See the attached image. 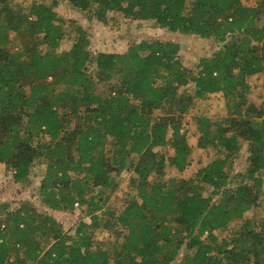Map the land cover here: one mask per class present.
Returning <instances> with one entry per match:
<instances>
[{"label": "trees", "instance_id": "1", "mask_svg": "<svg viewBox=\"0 0 264 264\" xmlns=\"http://www.w3.org/2000/svg\"><path fill=\"white\" fill-rule=\"evenodd\" d=\"M58 6L0 0V165L18 185L42 169L45 208L0 203V264H264V100L247 96L264 75V0L64 1L89 22L120 15L214 43L192 68L174 42L93 49ZM212 95L223 117L191 115ZM188 115L211 159L182 178Z\"/></svg>", "mask_w": 264, "mask_h": 264}, {"label": "rangeland", "instance_id": "2", "mask_svg": "<svg viewBox=\"0 0 264 264\" xmlns=\"http://www.w3.org/2000/svg\"><path fill=\"white\" fill-rule=\"evenodd\" d=\"M33 0H16L17 4L23 7L29 5ZM59 6L56 9L58 15L64 19H74L78 25L83 27L89 34L91 39V48L96 50H104L116 53H124L130 44H136L146 40H159L161 42H174L180 46L179 57L182 63L192 68L200 58L208 57L217 46L209 41H203L193 36H185L182 34H172L166 30L158 29L151 22H129L124 20L120 15H115V20L110 21L107 25L97 24L94 21H87L80 14L72 13L64 6L65 0H58ZM254 0H244L247 6L253 5ZM12 42L19 45L20 40L15 35H11ZM72 39L70 35H66L61 42L60 51H66L71 45ZM250 91L248 99L260 106L264 100V75L252 77L249 80ZM204 115L211 120H217L225 115L223 108V101L220 96H209L204 101H198L195 109L191 115ZM187 116V139L189 145L193 148L192 161L188 171L181 175L182 178H187L193 175L199 167L206 165L211 157L204 151L197 149V135L195 133V124ZM185 121V123H186ZM244 155L236 162V170L242 171L244 168ZM168 177L173 175L172 172H167ZM42 176V169H36L32 176L31 184L18 185L12 183L9 173L6 171L4 165H0V203H11L14 205L19 200H30L34 203L36 208L40 207L36 191L39 186V181ZM120 180V188L117 191L118 195L125 193L126 180L122 177ZM54 218L62 223L64 229H69L76 221L74 215L52 213ZM247 218L251 214L246 215ZM96 237L100 240L107 238L104 233H98Z\"/></svg>", "mask_w": 264, "mask_h": 264}]
</instances>
